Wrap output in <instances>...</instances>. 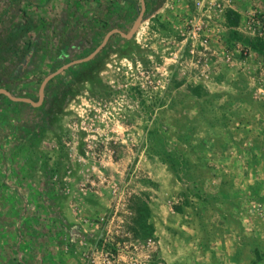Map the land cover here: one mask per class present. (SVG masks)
<instances>
[{
	"label": "rangeland",
	"instance_id": "374dc122",
	"mask_svg": "<svg viewBox=\"0 0 264 264\" xmlns=\"http://www.w3.org/2000/svg\"><path fill=\"white\" fill-rule=\"evenodd\" d=\"M236 1L241 13L232 8L234 0L214 16L207 32L211 50L231 60L210 66L207 78L198 69L189 73L169 65L170 82L161 91L170 95L160 109L154 100L163 102V96L128 86L140 108H128V117L114 108L110 126L99 131L101 126L47 125L50 119L44 115L56 97L41 109L43 117L29 125L18 109H9L15 104L0 100V264H88L103 238L114 258L127 256L115 251L117 244L152 238L151 264H264V159L250 157L264 151L258 141L264 135V100L253 88L258 73L264 74V30L248 23L251 14L263 19L264 13L254 0ZM190 17L178 23L182 29ZM234 21L241 40L229 36ZM114 38L95 58L120 47L123 41ZM134 50L133 56L141 55ZM92 61L66 70L65 83L91 68ZM174 88H179L176 99ZM185 90L188 94L182 95ZM14 91L24 96L27 88ZM117 125L135 133L125 141L110 136ZM74 131L91 142L64 141L76 137ZM77 150L80 158L74 157ZM255 168L256 174L251 172ZM62 195L72 201L67 208L55 204ZM74 200L94 203L92 215L71 220L74 213H83L73 207ZM109 201L103 212L97 207ZM143 205L145 224L135 209Z\"/></svg>",
	"mask_w": 264,
	"mask_h": 264
},
{
	"label": "crops",
	"instance_id": "0c3cea01",
	"mask_svg": "<svg viewBox=\"0 0 264 264\" xmlns=\"http://www.w3.org/2000/svg\"><path fill=\"white\" fill-rule=\"evenodd\" d=\"M6 1L0 0V29H5L4 27L7 25L11 28L10 30L14 28V35L19 33L18 40L25 44L21 48L22 52H26L27 44L31 41L37 47L38 53L34 60V69L20 79L22 85L18 87L19 89L26 87L27 91L25 94L31 98L37 95L38 87L36 84L39 82V76H45L48 69L54 67L52 64L56 61L57 52L63 46L68 35L70 36L69 41L71 44H79V46H83V50H87V48L95 46L98 40H102L104 35L113 28H118L124 32L127 31L136 18L137 6L139 5V0H8L9 5H6ZM155 2L160 3L159 9L141 23L133 38L130 40L118 38L126 43L120 42V47H116L115 51H111L107 56H98L92 61L91 68L86 67L84 71L78 73L74 84L65 93L56 97L49 105V114L46 111L45 116L39 108H33L28 105L20 104V106L18 104V106L7 108L11 109L12 112L18 109L19 112L16 113L20 114L21 118L24 117L27 125L31 124V122L35 124L44 115V117H48V120L50 119V124H47L50 127L52 125L56 126V124H58V127L65 124L73 126V128L82 126H95L96 128L101 126L99 131H102L103 127L110 126L111 112H114V108L115 110L121 109L122 112H125V117H128L130 115L128 108L129 110L140 108L136 105L137 100L134 94L128 90L130 74L138 66H149L152 62H158L160 58H165L170 43L176 42L178 32L182 29V25L180 26L178 23L182 20L183 23L187 16L189 17L193 14L194 0H150V7ZM235 2L236 4L234 3L232 8L234 11L238 10L240 14L239 4L236 0ZM254 2L259 4L261 12L264 13V0H254ZM7 32H11L10 35L12 34V31ZM114 37L113 35L111 43L116 39ZM133 48H135L134 51L141 52V55L133 56ZM21 54V52H17L16 57L22 58L23 54ZM16 57H13L12 60L18 61ZM29 58V55L26 56L24 64L28 63ZM49 60H51L50 63ZM65 62L67 61L65 60ZM45 64L46 67L43 69L42 67ZM166 73L168 79V73H171L170 67L166 69ZM29 74H31V78ZM117 86L118 88H116ZM178 89L174 88L173 95L175 99ZM167 93L160 90L159 93L156 92L154 95L156 98H162L163 96V102L154 100L155 103L158 102V109L165 106L164 102L166 101L164 98ZM181 94L187 95L188 92L185 90ZM169 95L167 94V96ZM174 105L176 104L174 103ZM175 108L178 107L175 106ZM98 113L100 114L98 115ZM260 115L262 114L260 113ZM87 117L94 118L85 119ZM97 117L100 118V121L108 120L97 122ZM133 125L135 126L134 122ZM263 125L261 123V127ZM252 126L251 124L249 125V127ZM118 127L120 126L117 125L115 128L116 133L110 136L119 137L125 141L135 133L128 129L123 131ZM254 127L260 128L259 126ZM260 132L262 133V130ZM75 134L76 137L72 138L63 135L66 136L64 141L91 142L89 140H92V138H85L79 132H75ZM254 137L257 138L256 136ZM107 138L100 141L106 142ZM258 141L264 143V135ZM252 143H257V141ZM254 150L256 151L257 148L254 147ZM74 157L80 158L78 150L74 153ZM250 157L264 159V151L259 150L257 153H250ZM0 159L3 158L0 156ZM249 168L252 167L249 166ZM254 170V172L253 170L251 172L255 174L259 172L256 168ZM17 189L13 188L11 190ZM58 198L61 201H57L55 204L60 205L61 208H67L72 202L70 199H66L64 195ZM110 204L111 202L109 201L103 205L98 204L99 206L97 207H101L103 212L105 206H110ZM75 206L83 211V213L81 211L77 214L74 213L71 218V220L78 222L84 221L87 214L92 215L91 213L96 207L94 203L84 202L83 200H74L73 207ZM157 229L161 231L160 227Z\"/></svg>",
	"mask_w": 264,
	"mask_h": 264
},
{
	"label": "built area",
	"instance_id": "2783aa9c",
	"mask_svg": "<svg viewBox=\"0 0 264 264\" xmlns=\"http://www.w3.org/2000/svg\"><path fill=\"white\" fill-rule=\"evenodd\" d=\"M232 0H194L193 14L186 21L185 29L179 31V40H176L172 49L168 50L165 58H160V61L152 62L149 66H138L129 76L130 86H135L142 89L143 92L149 95H155L159 90L165 89L168 85L166 68L170 65L171 68H186L189 73H193L196 69L199 70V76L209 77L211 72H208L209 67L214 68L222 60L229 62L230 55L220 58L219 54H215L208 44V27L211 24L214 16H217L223 10L231 6ZM250 22L254 26H262L264 30V18H255L251 14ZM251 18V19H250ZM262 73V71H261ZM264 73V70H263ZM255 80L254 94L258 99L264 100V74ZM118 204H115V208ZM115 215L110 219H106L108 224L112 223ZM101 222L105 221V216H99ZM120 223V222H119ZM109 240L103 238L101 246L95 245L91 251L88 264H151L150 253L155 249V242L152 238H148L143 243L125 242L120 246L117 244L115 251L117 253L126 254L124 257H115L109 250ZM128 254L130 255L128 257ZM133 256V257H132ZM129 258V259H127Z\"/></svg>",
	"mask_w": 264,
	"mask_h": 264
},
{
	"label": "trees",
	"instance_id": "16d2710c",
	"mask_svg": "<svg viewBox=\"0 0 264 264\" xmlns=\"http://www.w3.org/2000/svg\"><path fill=\"white\" fill-rule=\"evenodd\" d=\"M145 2H146V11L143 17V21L148 19L151 15H153L160 7L159 2H155V4L152 7H150L149 5L150 0H145ZM138 9H139V5L137 6V11ZM236 23L237 21L229 22L230 24L229 26L231 28L229 36L232 40L233 39L241 40V37L239 36L238 32L234 30V28L236 27ZM4 28L6 30L0 29V87L7 89L8 91L11 92V94L15 96H23L15 92L14 90L22 85V81H20L21 77H23L26 73L34 69L33 67L35 66L34 64L35 62L33 61L35 60L38 52L36 50L34 53H32V56H30V59L26 64H24V59L26 58L28 52L27 53L24 52L22 58L18 57L17 59L18 61L13 63L12 58L16 56L17 52H19L20 49V45H19L20 43H18L19 33H16V35H14V28L13 30H10L11 28H9L7 25H5ZM7 31H12L11 34L12 36L10 35L11 32H7ZM114 36L120 38L119 35H114ZM111 39L112 37L109 39L105 48L101 51L102 53L106 52L107 47H109L111 43ZM69 40H70V36L68 35L65 39V42L63 43V46L60 47L57 52L55 60L59 62L58 66H61L65 63L64 59L66 58V47H67V43L70 42ZM52 69L53 67L49 69L48 73L51 72ZM73 84H74L73 80L69 83H65L64 78H55L54 80L49 81L45 86L44 100L39 109L43 110L45 107H47V105L52 101L54 97H59L60 95L65 93L68 90V88ZM36 98L37 96L35 97V100ZM2 99H6V97L0 95V100ZM9 102L13 105L14 104L28 105L23 103H15L11 101ZM135 209L138 211L139 221L144 222L145 224L146 223L145 218L148 216L147 206L145 205L141 207L137 206Z\"/></svg>",
	"mask_w": 264,
	"mask_h": 264
},
{
	"label": "water",
	"instance_id": "95a60500",
	"mask_svg": "<svg viewBox=\"0 0 264 264\" xmlns=\"http://www.w3.org/2000/svg\"><path fill=\"white\" fill-rule=\"evenodd\" d=\"M145 11H146L145 0H139V9L137 11L136 18L134 19L130 28L127 31L124 32L118 28H113V29L109 30L104 35L101 42L85 57L70 60V61L64 63L63 65H61L60 67H58L55 71H53V72L49 73L47 76H45L43 78V80L40 82V85L38 87L36 100L34 98L27 97V96H15V95L11 94L10 91H8L7 89H5L3 87H0V95L5 96L6 99H8L11 102L28 104L29 106H32L33 108H40L42 103H43V100H44V89H45L46 84L49 81H51L54 77L62 74L67 69H69L73 66L84 64V63L92 61L105 48L109 39L113 35H119L121 38H123L125 40L132 39L134 34L137 32L138 28L140 27L141 23L143 22V17H144Z\"/></svg>",
	"mask_w": 264,
	"mask_h": 264
},
{
	"label": "flooded vegetation",
	"instance_id": "af4514ba",
	"mask_svg": "<svg viewBox=\"0 0 264 264\" xmlns=\"http://www.w3.org/2000/svg\"><path fill=\"white\" fill-rule=\"evenodd\" d=\"M7 2V4L6 5H9L8 4V0L6 1ZM19 10V9H18ZM18 43H20L19 45H20V49H19V52H21L22 54L24 53V52H22L21 51V48L23 47V45H25L24 44V42H22V41H20V40H18ZM27 46H28V48H27V50H26V52L25 53H27V56L29 55V57L30 56H32V53H34L36 50H37V47L35 46V43L33 42V41H31L29 44H27ZM83 49V46H79V44L77 45L76 43H67V47H66V58L64 59V61L66 60L67 62L68 61H70V60H73V56H74V53L75 52H79L80 50H82ZM91 52V51H90ZM90 52H88L87 54H89ZM86 54V55H87ZM86 55H84L83 57H85ZM16 56H17V54H16ZM16 56H14V57H16ZM21 56V55H20ZM19 57V56H18ZM18 57H16L17 59H18ZM20 58V57H19ZM30 59V58H29ZM76 59V58H75ZM25 60V59H24ZM12 62L13 63H15V62H17V61H13L12 60ZM34 62V61H33ZM66 63V62H65ZM35 64V63H34ZM33 65V64H32ZM31 65V66H32ZM52 66H53V64H52ZM46 67V64L42 67L43 69ZM58 67H60V66H57L56 68H54L53 67V69H52V71L51 72H53V71H55ZM34 68V67H33ZM33 70V69H32ZM68 70V69H67ZM48 71H49V69H48ZM48 71H47V74L45 75V76H47L49 73H51V72H49L48 73ZM64 74V72L62 73V74H60V75H58V76H56V77H54L52 80H54L55 78H62V75ZM44 76V77H45ZM43 77V78H44ZM22 78V77H21ZM43 78H42V80H43ZM41 80V81H42ZM40 85V84H39ZM35 99V98H34Z\"/></svg>",
	"mask_w": 264,
	"mask_h": 264
}]
</instances>
